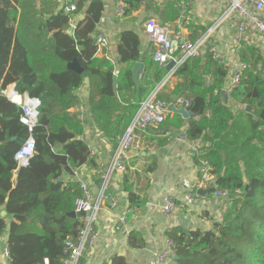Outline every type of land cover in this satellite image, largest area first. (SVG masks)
Masks as SVG:
<instances>
[{"label": "trees", "instance_id": "1", "mask_svg": "<svg viewBox=\"0 0 264 264\" xmlns=\"http://www.w3.org/2000/svg\"><path fill=\"white\" fill-rule=\"evenodd\" d=\"M71 1L77 2L78 8L67 13L65 6ZM122 1L127 4L126 18L136 20L135 12L143 7L165 24L180 16V0ZM105 9L104 0H0V89L15 84L20 93L41 100L33 130L36 152L28 166L19 168L15 155L29 132L20 120L21 106L0 94V206L13 217L10 224L0 217V234H6L10 264H68L71 251L67 242L79 243L85 226L83 216L70 214L76 199L83 195L75 170L92 166L104 181L100 171L104 172V165L81 137L85 126L82 111L76 110L82 104L76 91L89 78L87 104L92 119L103 134L105 131L114 139L123 133L119 145L143 101L168 74L155 59L141 58L136 29L118 35L122 62L118 74L116 63L107 55L97 57ZM81 12L84 18L72 28L74 17ZM190 29L195 40L207 26L192 24ZM239 51L250 67L243 84L226 97L228 71L208 51L179 66L175 94L182 90L192 94L187 109L198 119L186 125L181 114L169 113L160 126H169L174 133L184 131L192 142L204 141V146L196 143L202 151L199 161L208 160L216 176L206 194L228 192V207L211 228L189 233L176 228L169 233L179 264H264V51L249 44ZM75 59L85 76L69 66ZM141 59L144 69L138 85L133 69ZM157 98L183 106L178 98L167 99L160 92ZM246 105L251 106L250 111ZM116 117L119 121L126 118L125 131L113 127ZM65 174L72 179L66 180ZM130 197L134 199V194ZM135 204L131 206L139 207ZM130 245L143 248L146 243L133 233ZM85 259L86 255L80 264ZM113 262L130 264L123 256H116Z\"/></svg>", "mask_w": 264, "mask_h": 264}, {"label": "crops", "instance_id": "2", "mask_svg": "<svg viewBox=\"0 0 264 264\" xmlns=\"http://www.w3.org/2000/svg\"><path fill=\"white\" fill-rule=\"evenodd\" d=\"M60 1L63 2L65 0ZM104 1L106 9L99 29L107 36L108 45L102 50L98 49L97 57H105L107 55L111 61L116 63L118 69L115 73L118 74V70L122 65V62H118L120 60L118 55V35L125 29H136L139 31L141 40V58L155 59L153 57L155 47L143 30V23L142 25L139 24V21H144L140 20L139 16L145 14L147 17L149 14L153 15L152 12L143 7L135 12L136 20L126 17L121 20L116 16V1ZM196 1V6L192 12L193 19L197 21L196 25H216L223 14L224 3L219 0ZM84 16L85 13L81 12L77 17H74L73 23L77 24ZM225 22H228L227 26L223 25ZM225 22L221 23L222 30H217L215 36L222 44L224 51L231 53L233 44H229L232 42L235 25L228 20ZM69 31L71 32V30ZM191 34L193 36L194 32ZM222 34L223 37H220ZM200 35L201 33L196 35V37ZM142 59L140 61L143 63V70L144 62ZM139 80L141 81V78ZM178 81L179 79L174 75L166 81L159 92L166 98L174 100L184 98L189 91L183 93L184 90H182L179 94H175ZM76 93L82 103L76 110H80V113L82 111L80 116L83 115L85 126L84 134L81 137L88 142L98 162L104 165V173H107L112 156L117 148L119 137L123 133L118 134L117 138L114 139L115 136L107 135L105 131L103 134L94 123L87 104L90 94L89 78L86 79ZM70 110H74V108ZM173 113V111H170L169 115ZM184 119L186 125H188L198 119V116L196 115L192 118V122H190L191 118ZM112 122L113 127L123 131L127 120L122 117L119 121L116 117ZM168 128L169 126L161 129H149L141 141V150L132 154L127 170L125 172H114L110 176L107 185L104 180V185L107 187L103 193V201L96 221L99 235L85 253L89 264H114L113 259L116 256L125 257L130 264H147L152 251L165 246L172 230L176 228L184 229L186 233H189L196 228H211L214 221L219 220L218 215H223L226 210L227 197L209 196L208 194L189 197L188 191L181 187L180 182L182 179L196 180L200 177L199 155L192 154L190 145L199 143L204 146V141L184 143L173 138L169 139L164 136V132ZM78 169L83 175V180L90 186L93 196L98 197L102 194L103 181L101 182L100 175L93 170V167L85 165ZM18 174L19 168L14 172V186L17 184ZM64 178L66 180L72 179L69 174H65ZM130 193L134 194V199L130 197ZM9 194L10 191H8L7 195ZM166 195H173L179 204V209L170 217L165 216L160 208ZM133 200L141 205L133 203ZM132 204L139 207L134 208L131 206ZM124 216H127V225L120 224V220ZM0 217L6 218L7 224H10L13 220L4 205L0 206ZM133 233L139 234L145 240L146 245L143 248L130 245V237ZM6 246V234H0V264H10V258L4 252ZM170 264H179L178 258H173Z\"/></svg>", "mask_w": 264, "mask_h": 264}, {"label": "built area", "instance_id": "3", "mask_svg": "<svg viewBox=\"0 0 264 264\" xmlns=\"http://www.w3.org/2000/svg\"><path fill=\"white\" fill-rule=\"evenodd\" d=\"M224 3V11L221 18L218 19L216 25H206L207 29L204 33L192 39L191 29L192 24L197 21L193 19L192 12L196 6V0H180L178 7L180 9V16L174 23H162L160 19L154 14L148 15V18L143 21V30L149 41L155 47L154 57L161 65L165 67L167 64L174 62L172 67L168 70V74L164 80L156 87L151 96L143 101L136 117L133 119L126 133L121 138L112 156L107 173H103L104 180L107 182L114 172H125L129 167L133 153L141 150V141L149 129H160V126L170 113V104L164 100L157 98L161 87L171 77L176 75L177 69L183 63L191 61L195 57L203 55L208 51L215 62L225 66L228 71L227 80L224 87L225 94L229 95L233 90L239 88L245 79L246 72L250 64L246 62L240 54V49L246 44L260 47L264 51V0H219ZM78 8V3L71 1L66 4L65 11L67 13L73 12ZM127 4L122 1H116V16L118 19L125 18ZM233 22L235 30L232 35L231 44L232 52L224 51L222 44L216 38L217 30H222L221 23L225 21ZM223 25H228L225 22ZM75 23H72V28ZM223 37V34L220 35ZM108 45L107 36L101 31L98 35V49L102 50ZM179 56V57H178ZM263 67L260 64V69ZM208 81H211V74L207 76ZM0 94L5 95L10 101L17 103L22 108L21 122L26 125L29 136L23 142L17 151L15 158L18 162V167H26L36 152V141L33 136V130L38 122V103L29 99L26 93H20L16 89L15 84H10L4 89H0ZM21 95L22 100L19 101ZM189 97L192 94L189 92L184 98H179L178 103L187 108L190 103ZM164 136L184 143H190L187 134L182 131L174 133L167 129ZM193 155H202L200 145H190ZM103 166V164H101ZM200 177L196 180L184 178L180 185L188 191L189 197H193L192 190L207 189L211 182H215L216 176L212 173V166L206 159H200L199 165ZM77 180L81 181V189L83 195L78 197L75 201V211H84L83 215L85 226L81 230V239L79 243L68 241L67 245L70 248V257L67 259L68 264H80L82 257L86 251L93 245L97 239L99 232L96 228V221L98 212L102 205L103 193L105 188L104 181L102 184V194L94 197L90 186L83 180V175L79 169L75 170ZM215 195L228 197L227 191H216ZM161 212L165 216H172L179 209L177 199L173 195H166L160 205ZM131 211V210H130ZM127 216L120 220V224L127 225ZM175 242L168 238L164 247L152 251L151 257L147 264H170L173 258L176 257ZM5 255L10 258L9 250L6 246ZM82 264H89L85 259Z\"/></svg>", "mask_w": 264, "mask_h": 264}, {"label": "water", "instance_id": "4", "mask_svg": "<svg viewBox=\"0 0 264 264\" xmlns=\"http://www.w3.org/2000/svg\"><path fill=\"white\" fill-rule=\"evenodd\" d=\"M118 62H121L120 60ZM174 64V62H171L169 63L166 68L169 70L172 65ZM71 68H73L74 70H76L77 72L79 73H84V68L83 66L80 64L79 60L78 59H75L73 62L70 63L69 65ZM142 68H143V63L140 61L137 63V65L135 66V68L133 69V78H134V81L139 85V78H140V73L142 71ZM117 74L114 75V88L117 90ZM29 99L33 100V101H36L38 103V105L40 104V99L39 98H33L31 97L29 94L26 95ZM227 95L225 94V97ZM19 101L22 100V97L21 95L19 96ZM170 110L173 111L174 113H178V114H181L184 118L188 119V118H191L190 122H192V118H194L196 116V113L193 112L191 109H187L185 107H177L175 104H170ZM246 110L247 111H250L251 110V106L250 105H246ZM214 182H211L210 184V187H208L207 189H198L199 193L201 194H206L208 193L211 188L214 186ZM72 216H83L85 215L86 213L84 211H78L76 212L75 210L72 211L70 213ZM175 258H178L177 256Z\"/></svg>", "mask_w": 264, "mask_h": 264}, {"label": "rangeland", "instance_id": "5", "mask_svg": "<svg viewBox=\"0 0 264 264\" xmlns=\"http://www.w3.org/2000/svg\"><path fill=\"white\" fill-rule=\"evenodd\" d=\"M139 17H140V20H146V18H148V16L147 17L145 16V14H142V16H139ZM227 207H228V204L225 206V209H227ZM222 217H223L222 214L218 215L219 220H221Z\"/></svg>", "mask_w": 264, "mask_h": 264}]
</instances>
